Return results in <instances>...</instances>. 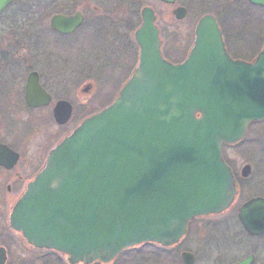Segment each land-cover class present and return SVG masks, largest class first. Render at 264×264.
Wrapping results in <instances>:
<instances>
[{
  "label": "water",
  "instance_id": "1",
  "mask_svg": "<svg viewBox=\"0 0 264 264\" xmlns=\"http://www.w3.org/2000/svg\"><path fill=\"white\" fill-rule=\"evenodd\" d=\"M246 1L264 7V0ZM173 15L181 21L186 10ZM141 21L138 65L116 99L51 150L9 217L28 244L64 254L69 264H108L144 243L172 247L190 221L225 211L236 186L221 148L264 120V47L251 64L232 60L215 18L205 15L186 59L171 64L150 8ZM69 115L67 103L56 105L58 125ZM248 174L243 167L241 176ZM238 218L248 235L264 234V200L242 205ZM180 259L194 261L187 252Z\"/></svg>",
  "mask_w": 264,
  "mask_h": 264
},
{
  "label": "flooded vegetation",
  "instance_id": "2",
  "mask_svg": "<svg viewBox=\"0 0 264 264\" xmlns=\"http://www.w3.org/2000/svg\"><path fill=\"white\" fill-rule=\"evenodd\" d=\"M133 7L135 4L125 0H0V251L4 253V264H29L30 259L18 256L19 249L64 257L27 244L22 234L10 227L9 216L44 167L50 150L83 120L108 106L136 68L139 51L134 34L141 25V11L147 6ZM55 18L62 21L52 25ZM130 40L135 49L128 57L125 51ZM96 78H100V88L96 87ZM101 85L112 89L107 101L103 100L104 91L98 92ZM61 102L69 105L70 115L67 123L59 126L54 110ZM50 127L54 132H48ZM252 131L250 143L264 162V121L251 124L246 139ZM244 166L249 167L245 178L241 176ZM244 166L232 170L237 194L231 207L219 215L195 219L187 227L186 236L191 229L208 227L210 237L204 245L219 249L217 264H236L249 256L256 264L258 259L256 250L235 258L233 236L217 232L226 224L213 225L209 221L232 212V220L246 234L238 219L239 208L255 198L264 200V196L249 195L242 200V182L253 171L250 165ZM246 236L253 242L264 239V234ZM44 259L39 256L34 263L49 264Z\"/></svg>",
  "mask_w": 264,
  "mask_h": 264
},
{
  "label": "rangeland",
  "instance_id": "3",
  "mask_svg": "<svg viewBox=\"0 0 264 264\" xmlns=\"http://www.w3.org/2000/svg\"><path fill=\"white\" fill-rule=\"evenodd\" d=\"M125 1L135 4V7L133 8H137L141 5L142 7L147 6L154 11L157 17L156 26L160 32V37L162 40V50L164 51V54H167V57H170L174 62L186 55L193 42V31L195 25L197 21L206 14L214 16L218 22H222V26L224 25L226 33L229 35L227 36L229 40V49L234 57L250 60L257 54L259 48L264 42V10L255 11L253 9H249L245 5H234L229 0H177L176 5L173 7L164 6L155 0ZM177 6L183 7L187 11L186 17L182 21H176L171 14ZM242 11L249 14L251 16L250 18L258 17L261 19L254 22L256 28H254V25L245 26L244 30L240 32L242 36L236 37L238 40H236L237 42H234L230 37V35H233L235 38L234 32L230 34L227 31L228 28L226 20L229 19V14L232 13L235 14V21L237 23L238 18L241 17L239 13ZM249 32L256 34V36L250 41L248 38H246ZM128 35L130 36V33H128ZM134 49L135 47L133 42L131 40L128 41L125 51L126 55L128 57L131 56L132 52H134ZM100 54L101 56L103 55V53ZM124 78L125 75H122L121 79ZM94 80V82H96V87L100 88L98 87L100 78H96ZM103 88L104 90H102ZM113 90L115 91V89ZM102 91H104L103 94H105L103 100L107 101L108 98H110L111 93H113L112 89L110 86L101 85V90H98V92ZM83 100V98L80 99V101ZM253 131L250 132L249 136L243 143L234 147H226L224 149V156L227 159V163L233 169H237L238 171L242 166L248 164L251 166V170H253L250 177L242 182V200L246 199L249 195L264 196V162L260 159L262 155L258 149L256 150L253 144L250 143L253 138L252 135L255 132ZM48 132L51 133L54 132V130H52L50 127ZM232 219L233 216L231 212L230 214L227 213L219 218H210L209 221L211 222L210 224L213 225L218 222L222 223V226L224 223L226 224L224 227L225 230L222 228V230L218 229L217 232L222 233L225 231L227 237L233 236L235 245H237V249L234 252L236 255L235 258L237 257V259H241L248 253L256 250L258 254L256 264H264V239H261L258 242H253L246 236L244 232L241 231L240 228H238ZM207 228L205 225L201 231L191 229L186 238L177 248L169 250V252H165L163 255L160 253V259H157L154 256L155 253L150 255L151 253H145L146 250H143L142 253L144 254L142 256L136 257L133 261L129 262L127 260L128 256L122 255L114 264H140L142 261L143 264H181L179 260V255L181 252L192 253L195 258L194 264H217V262L220 261L218 254L219 249L216 250L211 248L209 243H205L204 245V242L209 236V231H207ZM212 230L216 233L215 229ZM24 250L19 249L17 254L19 257H27L30 259L31 261L29 264H35L34 260L39 258V256L44 257L49 264H66L65 257H60L59 259L55 256H51L52 254L50 253H38L32 249ZM144 260L148 262H145ZM135 261L137 263H134Z\"/></svg>",
  "mask_w": 264,
  "mask_h": 264
},
{
  "label": "trees",
  "instance_id": "4",
  "mask_svg": "<svg viewBox=\"0 0 264 264\" xmlns=\"http://www.w3.org/2000/svg\"><path fill=\"white\" fill-rule=\"evenodd\" d=\"M239 14H240L241 17L238 18L237 23L235 21V14H232V13L229 14V19L226 20L227 21V28H228L227 31L230 34H232V32H234L235 38H234L233 35H230L231 39H233L234 42H237L236 40H238L236 37H238V36L241 37L242 36L240 32L244 30L245 26L254 25V22H255L253 19L250 18V15L247 14V13H245L244 11L240 12ZM250 20H251V22H250ZM219 26L221 27L222 32H223V35H224V38H225V40L227 42L228 41L227 36H229V35L226 33V29H225L224 25L222 26V22H219ZM254 28H256L255 25H254ZM236 29H238V30H236ZM255 36H256V34L249 32L248 33V36L246 38H248V40L250 41ZM165 56H166V58L168 60L174 62L170 57H167V54ZM233 58L237 59V57H234V56H233ZM175 62H178V61H175ZM224 160L227 163V159L224 158ZM143 250H146L145 252H149L151 254H154L155 253L154 256L157 259H160L161 258L160 257V253L163 255L165 253V251H167V250H162V249H160L158 247H155L153 245H145L141 249H132V250L125 251V252H123L122 255L123 256L127 255L128 258L131 257V260H134L136 257L142 256L144 254V253H142Z\"/></svg>",
  "mask_w": 264,
  "mask_h": 264
}]
</instances>
